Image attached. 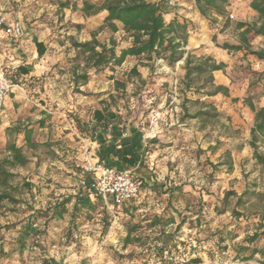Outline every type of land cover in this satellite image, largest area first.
<instances>
[{
  "label": "rangeland",
  "instance_id": "rangeland-1",
  "mask_svg": "<svg viewBox=\"0 0 264 264\" xmlns=\"http://www.w3.org/2000/svg\"><path fill=\"white\" fill-rule=\"evenodd\" d=\"M84 1L100 0H0V14L25 27L22 39L0 51L15 84L0 115V159L8 155L9 129L33 128L38 143L28 145L23 132L13 135L29 161L8 166L14 175L7 189L17 202H0V264H185L196 258L198 264H264V252L247 258L251 250H239L256 232L252 245L264 249V167L254 157L256 149L264 153V138L257 148L250 144L255 112L243 100L252 96L256 106L264 104V80H258L264 63L244 49L226 56L221 47L242 41L239 6L203 23L186 18L193 25L175 64L157 58L142 65L128 56L122 64L95 66L76 43L96 37L119 54L131 38L123 29L100 28L107 11L85 15ZM37 42L45 46L42 55ZM188 53L197 63L207 56L227 59L223 70L237 96L211 94L220 85L214 72L213 80L204 72L188 86ZM135 65L140 75L131 74ZM231 107L233 114L226 110ZM96 109L116 113L107 130L94 131ZM199 111L206 113L195 116ZM98 134L111 145L129 139L138 151L144 146L143 171L158 184H143L136 199L114 207L82 187L81 179L91 176L85 167L102 147ZM158 213L164 215L155 223ZM133 226V241L126 243Z\"/></svg>",
  "mask_w": 264,
  "mask_h": 264
},
{
  "label": "trees",
  "instance_id": "trees-1",
  "mask_svg": "<svg viewBox=\"0 0 264 264\" xmlns=\"http://www.w3.org/2000/svg\"><path fill=\"white\" fill-rule=\"evenodd\" d=\"M198 11L203 17L210 14L223 15L226 13V8L229 5V0H195ZM69 3H62V6H68ZM250 6L257 12L258 19L253 23L238 22V28L242 29V41L239 44L223 43V49L231 50H247V53L253 54L258 60L264 62V46L254 49L250 43L249 34L264 37V0H251ZM80 9L85 15L97 14L102 10H106L107 14L104 18V23L100 28L105 26L110 27L112 31L123 29L131 38V43L127 47H123L118 54L116 46L111 45L107 47L105 43H101L96 37L92 40L76 43L82 52H88V58L93 61L95 66L115 62L122 64L128 56H135L140 61V64L145 65L143 60L153 61L157 58H163L169 64H175L177 61L184 57L186 52L185 45L188 43L190 26L193 25L188 19H167L166 15H170L171 7L168 6L167 0H100L98 2L84 1ZM39 54L45 52L43 42H37ZM97 47L101 49L98 50ZM226 63L224 61H217L211 56L205 57L201 62H195L193 56L188 53L186 57V74L185 78L187 85L194 81L195 76L207 72L213 80V72L216 70L224 69ZM24 73L28 72L27 68H21ZM131 74L140 75L137 65L131 69ZM83 78L84 82L88 79V75L84 74L79 76ZM12 80V79H11ZM259 81L264 80V72L259 74ZM13 81V80H12ZM264 89V83H263ZM225 94L229 93V88L224 85H217L216 89L211 93L212 95L218 92ZM264 95V90H263ZM238 98H235L237 100ZM244 102L255 112L254 123L251 126V140L250 144L257 148V142L264 138V104L260 107L256 106L252 96L244 97ZM206 112L199 111L195 116L202 115ZM95 130H107L110 121L117 118L115 112L108 109H96L94 112ZM44 121L41 122V125ZM82 130L83 127L81 126ZM23 132L25 142L28 145L36 146L38 143L33 140L34 129L30 127L9 129V140L6 146L8 155L4 159H0V202L8 200L10 202H17L14 196L9 192L7 187L10 184V179L13 177L8 166L14 167L16 165H25L29 159L23 152V147L17 144L16 136L14 133ZM100 143H105L106 139L103 134H98L97 137ZM113 145L112 153L117 157V163H110L102 161L106 164L116 166L118 168L136 167L141 159L137 154L135 146L131 148H117ZM254 157L264 167V153H260L257 149ZM101 161V160H100ZM142 181V179L139 178ZM142 189V187H141ZM170 193L174 190L169 189ZM233 191L227 192V197L233 194ZM264 196V195H263ZM242 198V194L238 195V199ZM131 202V201H129ZM126 202L122 205H125ZM121 206V205H120ZM189 207V206H188ZM174 222L173 219L168 221ZM131 227L130 231L125 237L126 243L133 241ZM260 237L258 232L247 238L248 246L240 245L239 250H251L250 258L257 252H264L255 245H252ZM161 252L163 247H157ZM201 259H191L185 264H198Z\"/></svg>",
  "mask_w": 264,
  "mask_h": 264
},
{
  "label": "built area",
  "instance_id": "built-area-1",
  "mask_svg": "<svg viewBox=\"0 0 264 264\" xmlns=\"http://www.w3.org/2000/svg\"><path fill=\"white\" fill-rule=\"evenodd\" d=\"M176 0H168L174 5ZM234 17L233 14L230 15ZM25 27L21 20L9 18L0 14V51L4 50L9 41H18L23 38ZM15 84L8 78L5 69L0 65V110L5 106V101ZM85 172L90 177L81 179V186L100 195L108 207L120 206L137 198L141 192L142 181L128 168H118L102 161L90 162L85 167ZM113 211V209H110ZM80 264H95L91 259H86ZM151 264H161L160 260H153ZM164 264H170L165 262Z\"/></svg>",
  "mask_w": 264,
  "mask_h": 264
},
{
  "label": "crops",
  "instance_id": "crops-1",
  "mask_svg": "<svg viewBox=\"0 0 264 264\" xmlns=\"http://www.w3.org/2000/svg\"><path fill=\"white\" fill-rule=\"evenodd\" d=\"M250 2L251 0H229V7H236L239 6V19L241 21L246 22V20L250 19V18H256L258 16L257 12L250 6ZM178 4H180V6H178ZM178 6V7H176ZM184 6V7H183ZM172 11L170 13L171 15V19L177 18V19H182V18H190V19H197L200 23H203V16L201 15V13L198 11L197 6L195 4V0H176L174 2V5H172L171 7ZM107 14V13H106ZM206 24V23H205ZM243 29V28H242ZM241 29V30H242ZM255 36L254 34H249ZM191 42V39H190ZM250 43L253 44H257V48L264 46V37L263 36H256L253 40L252 38L250 39ZM192 46H195L194 43H192ZM256 48V49H257ZM245 50V49H244ZM247 51V50H246ZM224 52V51H223ZM222 56H225L224 53H219ZM226 56H229V52L228 50H226ZM250 56L252 55V59H256V57L253 54H249ZM222 61H224L225 63L228 62L227 59L222 58ZM260 61V60H259ZM264 63V62H263ZM1 65V64H0ZM214 75L217 78V81L220 85H224L228 88H230L229 92L231 93V97H235L237 96L236 94L232 93L231 90V84L232 81L231 79L224 73V70H216L214 71ZM222 96V95H220ZM221 98V97H218ZM7 102V103H6ZM9 100L6 99L5 101V105L8 106L9 105ZM5 107V106H4ZM229 108V107H228ZM245 108V107H244ZM228 113L233 114V107H231V109H227ZM246 110L249 111L248 108H246ZM4 111V108L2 110H0V115L3 114L2 112ZM4 121V117L2 115V117H0V125L1 123H3ZM253 125V123L251 124V126ZM251 129V128H250ZM143 140V139H142ZM130 140H125L124 143H122L121 145H116L117 148H131L133 145L131 142H129ZM102 147L98 148L95 152H94V159L95 161H106V162H110V163H117V157L113 155L112 153V149H113V145L109 144V141L105 142V143H101L100 144ZM144 145L141 144V147ZM140 148V147H139ZM137 154L139 155L141 162L136 166V167H128V169H130L133 174H136L135 176L137 178L142 179V185L146 184V185H151V184H158V178H154L152 175H150L149 173L143 171V164H144V159H145V151L146 149L143 146V149H140L138 151V147L136 148ZM119 164V163H117ZM121 165V163L119 164ZM73 183L70 182V185H72ZM73 186V185H72ZM71 191L74 192V190L72 189ZM71 191H69L71 193ZM61 192V191H60ZM62 192H64L62 190ZM63 196L60 195V198L62 199ZM69 197V196H67ZM63 210V211H62ZM157 211L161 210V209H155ZM64 211H66V209H61V212L64 214ZM187 213H191L192 210H185ZM181 212V211H179ZM164 214L162 213H158L156 215H154L152 218H154V222L157 223L158 220H162V216ZM196 216L198 215V213L195 214ZM151 218V219H152ZM173 223V222H170Z\"/></svg>",
  "mask_w": 264,
  "mask_h": 264
}]
</instances>
